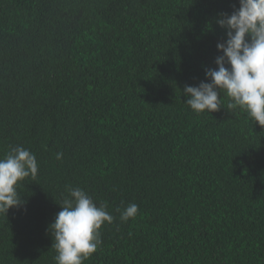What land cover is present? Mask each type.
<instances>
[{"label": "trees", "instance_id": "1", "mask_svg": "<svg viewBox=\"0 0 264 264\" xmlns=\"http://www.w3.org/2000/svg\"><path fill=\"white\" fill-rule=\"evenodd\" d=\"M238 7L0 0V158L19 146L38 163L0 213V264H56L47 228L70 187L114 217L83 264H264V127L225 94L210 114L182 94Z\"/></svg>", "mask_w": 264, "mask_h": 264}, {"label": "clouds", "instance_id": "2", "mask_svg": "<svg viewBox=\"0 0 264 264\" xmlns=\"http://www.w3.org/2000/svg\"><path fill=\"white\" fill-rule=\"evenodd\" d=\"M231 14L221 13L216 20L224 29L225 39L216 44L215 69L205 70V80L196 86L185 85L184 103L191 110L208 114L220 110L221 98H229L227 111L239 109L252 124L264 127V0H238ZM227 65V66H226ZM207 81V82H205ZM62 153H57L60 159ZM38 174L34 153L23 147H11L0 158V213L22 204L17 191L19 182ZM61 210L48 225L56 252V264H83L101 245L100 229L114 217L106 204H97L79 187L69 188L59 205ZM120 211L127 222L138 213V205L129 204Z\"/></svg>", "mask_w": 264, "mask_h": 264}]
</instances>
